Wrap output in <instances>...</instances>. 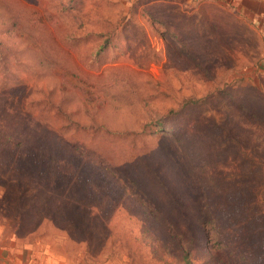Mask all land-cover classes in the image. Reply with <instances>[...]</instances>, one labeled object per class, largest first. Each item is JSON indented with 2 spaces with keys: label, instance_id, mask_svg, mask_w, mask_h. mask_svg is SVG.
Returning a JSON list of instances; mask_svg holds the SVG:
<instances>
[{
  "label": "rangeland",
  "instance_id": "374dc122",
  "mask_svg": "<svg viewBox=\"0 0 264 264\" xmlns=\"http://www.w3.org/2000/svg\"><path fill=\"white\" fill-rule=\"evenodd\" d=\"M253 8L0 0L1 264H264Z\"/></svg>",
  "mask_w": 264,
  "mask_h": 264
},
{
  "label": "crops",
  "instance_id": "0c3cea01",
  "mask_svg": "<svg viewBox=\"0 0 264 264\" xmlns=\"http://www.w3.org/2000/svg\"><path fill=\"white\" fill-rule=\"evenodd\" d=\"M250 14H252L251 18L253 19V21L255 20H260L261 21V30L264 33V9H249ZM255 23V22H254ZM1 264V263H0Z\"/></svg>",
  "mask_w": 264,
  "mask_h": 264
}]
</instances>
